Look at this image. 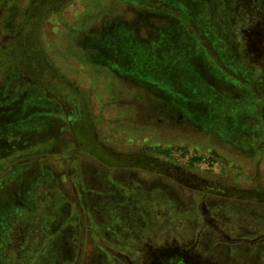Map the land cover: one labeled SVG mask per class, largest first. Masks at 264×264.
<instances>
[{"label": "rangeland", "instance_id": "1", "mask_svg": "<svg viewBox=\"0 0 264 264\" xmlns=\"http://www.w3.org/2000/svg\"><path fill=\"white\" fill-rule=\"evenodd\" d=\"M15 1L0 0V264H264V99L238 72L264 85V5L195 0L239 78L187 29L166 33L170 50L133 47L170 104L78 47L150 0L48 1L31 36L41 5Z\"/></svg>", "mask_w": 264, "mask_h": 264}, {"label": "trees", "instance_id": "2", "mask_svg": "<svg viewBox=\"0 0 264 264\" xmlns=\"http://www.w3.org/2000/svg\"><path fill=\"white\" fill-rule=\"evenodd\" d=\"M48 1L52 3L51 2L52 0H36L35 2H38L41 6L37 7V3H36L35 9L37 12L33 14L26 8L29 12V15L27 19H22L23 21L21 26H23L24 24L25 26H23V29L19 34L23 33V31L27 28V25L30 28H33L35 26L37 21L42 18L43 13L48 8L47 4L45 5V3H48ZM139 1L142 3L145 2V0H139ZM150 1H151L150 3L151 8L146 9V12L145 10L141 11L140 15L135 20V25L129 24L122 20L116 21L117 24L115 28L111 30L112 36L109 35V33L107 34V32L106 34L104 33L95 34L96 35L94 37L95 43H96V38L98 36L99 38L97 44L100 45L99 49L97 50V52H95V54H97V56L101 58L96 57L93 54L92 57L89 59V61L104 60L105 63L107 64H110V62L111 63L115 62L117 63L116 64L117 67L115 69H117L119 72L121 71V68H123V71H121L123 72V74L124 73L127 74V72L128 73L131 72L132 74L131 76L136 77L138 80L141 79L139 85L145 91V93L155 94L157 98L164 99L166 101L169 100L168 98H171V101L173 102L174 98L169 95L167 89L161 88L158 86L157 83L152 82L153 77L151 75L149 76L148 74L149 70L145 68L146 66H143V69L140 68L137 72L136 68L138 67L133 65V60L135 58V51L133 50V47L138 48L142 51H146V54L148 51L150 52H153L154 50L157 51L158 49L157 46H160L161 42L164 39L165 40L167 39L166 36L167 32L172 31L176 27L182 30L187 29L188 31L192 32V34L197 40L196 44L200 46L201 50L204 51L205 54L206 53L208 54L207 56L209 57L210 61L214 65H216L217 68L224 70L237 78L240 77V81L242 85H244V90L246 89V92H248L253 97L257 95L259 97L258 98L259 105L261 104V102H263L262 100L264 99V85L262 86L261 85L262 83H260L263 81L262 78L263 74L259 73L256 76V79H253L252 76L250 75V73H252L250 67H249L250 70H248L247 68L248 65L245 64L247 65V67L245 66L239 67L242 70L238 71L239 72V77H238L237 75H235L233 71L230 70V67L226 66L229 62L225 61L226 60L224 59L225 57H223L220 51L217 50V48L215 47L217 41L214 40L212 35L208 36L204 27L200 25L201 23H199L201 21L200 18L197 17V15L194 13V12L197 13L196 11L197 7L194 6L195 0H150ZM135 2L138 1L135 0ZM14 4H17V0L14 2ZM14 4H11L12 10L13 8L14 10L15 8H17V6ZM252 4L254 5L253 9L255 11H258V8L264 5V0H256V1L254 0ZM245 8H248V6L245 5ZM10 17L12 18V16ZM30 28L26 30L29 31V34L31 36L32 33L30 32L31 31ZM142 32H147L146 37L142 36L143 34ZM128 39L132 41L130 42L131 47L129 46ZM126 41L128 42V44ZM166 45L164 47L163 45H161L164 48V50H170L172 48V45L170 43L169 45L168 44ZM15 46H16L15 52L18 56L17 42H15ZM34 52H35L34 56L36 57L33 61L34 63H36V67L40 70L46 69V66L47 68H50L47 64H45V57H43V50L39 45L37 50H35ZM39 52L42 54V57L41 55H39ZM241 54L242 56L246 55V50L241 49ZM40 61L42 62L40 63ZM42 63H44V65ZM260 68L264 69V67H260ZM260 68L257 67L258 70H260ZM57 83L54 84L58 86ZM171 101L169 100L170 104H172ZM175 108H177V110L181 112V115L183 114L182 109L176 106ZM84 115L88 117L87 113ZM85 128L87 127L85 126ZM92 136L95 139L96 135L93 132V129L91 128L90 130L87 129L86 131L83 132V136H81V141H84L85 143H89L88 141H91ZM236 191H238V189ZM248 192H253L255 194V191H248Z\"/></svg>", "mask_w": 264, "mask_h": 264}, {"label": "flooded vegetation", "instance_id": "3", "mask_svg": "<svg viewBox=\"0 0 264 264\" xmlns=\"http://www.w3.org/2000/svg\"><path fill=\"white\" fill-rule=\"evenodd\" d=\"M116 24H117V22L116 21H114V22H112V24L111 23H108V25H106V26H104L103 28V31L106 29L105 27H108V26H111V27H109V28H107L108 30H105L104 32H102V33H104V34H106V32H107V34L109 33V35H111L112 36V34H111V30H113L114 28H115V26H116ZM102 29V28H101ZM89 34V33H88ZM89 38H92L93 40L92 41H90V45L88 44V45H86V47H81V46H78L79 48H82V49H84L85 51L87 50V48L91 51H97L98 49H99V44H97V42H98V36H97V38H96V43H95V40H94V37L96 36L95 35V33L93 34V33H91V34H89ZM103 38V37H102ZM101 38V39H102ZM89 61V60H88ZM91 61V60H90ZM96 61H98V60H96ZM93 62H95V60H93ZM98 62H105L104 60H100V61H98ZM117 63H115V62H110V65H114L115 67H117V65H116ZM116 70L117 69H113L112 70V72L115 74L116 73ZM129 79H130V77H129ZM131 81H136V82H141V80H138L136 77H133V76H131V79H130ZM128 81V80H127ZM175 113L177 114V113H179V111L178 110H175ZM162 115H163V113H162ZM170 115V114H169ZM177 116H182L181 115V113L180 114H177Z\"/></svg>", "mask_w": 264, "mask_h": 264}, {"label": "crops", "instance_id": "4", "mask_svg": "<svg viewBox=\"0 0 264 264\" xmlns=\"http://www.w3.org/2000/svg\"><path fill=\"white\" fill-rule=\"evenodd\" d=\"M116 21H117V19H116ZM106 30H107V29H106ZM96 52H97V51H96ZM95 56H96V57H99V56H97V54H95ZM99 58H101V57H99ZM91 62H93V61H91ZM93 63L98 64V61L95 60V62H93ZM120 72H121V71H120ZM120 72L117 70L116 73H115V75L118 77L117 79H121V80H123V81H125V82H128L127 80L129 79V77H130V79H131V75H132L131 72H130V73L127 72V74H125V73L123 74V72H121V73H120ZM113 77L116 78L114 75H113ZM130 79H129V80H130ZM131 82H132V81H131ZM132 83H133V82H132ZM140 87H141V86H140Z\"/></svg>", "mask_w": 264, "mask_h": 264}]
</instances>
